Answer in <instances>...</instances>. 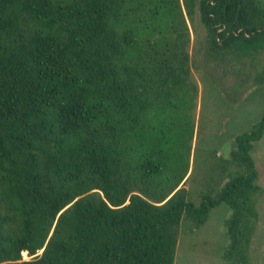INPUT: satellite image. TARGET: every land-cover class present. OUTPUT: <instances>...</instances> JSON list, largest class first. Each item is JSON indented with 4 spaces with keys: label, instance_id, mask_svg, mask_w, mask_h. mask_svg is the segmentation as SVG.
Segmentation results:
<instances>
[{
    "label": "trees",
    "instance_id": "trees-1",
    "mask_svg": "<svg viewBox=\"0 0 264 264\" xmlns=\"http://www.w3.org/2000/svg\"><path fill=\"white\" fill-rule=\"evenodd\" d=\"M183 11L215 56L264 49L257 0H0V264H173L182 216L199 226L220 203L221 258L248 263L264 115L234 136L216 194L187 200L190 134L176 129L179 155L165 145L194 87Z\"/></svg>",
    "mask_w": 264,
    "mask_h": 264
},
{
    "label": "rangeland",
    "instance_id": "rangeland-1",
    "mask_svg": "<svg viewBox=\"0 0 264 264\" xmlns=\"http://www.w3.org/2000/svg\"><path fill=\"white\" fill-rule=\"evenodd\" d=\"M257 2L264 4V0ZM183 14L189 36V80L194 87L171 107L165 145L171 154L176 150L179 155L183 148L176 144V129L190 134L185 146L186 174L177 188L183 187L186 199L196 205L202 193L215 195L234 171L227 162L234 136L247 132L264 115V49L239 58L228 53L215 56L208 50L198 12L193 13L192 25ZM249 154L262 192L255 202L257 220L247 264H264V134L252 143ZM229 213L220 203L199 226L183 215L176 229L173 264H228L221 253L226 245L223 221ZM20 255L22 260L30 258Z\"/></svg>",
    "mask_w": 264,
    "mask_h": 264
},
{
    "label": "water",
    "instance_id": "water-1",
    "mask_svg": "<svg viewBox=\"0 0 264 264\" xmlns=\"http://www.w3.org/2000/svg\"><path fill=\"white\" fill-rule=\"evenodd\" d=\"M40 253V252H39Z\"/></svg>",
    "mask_w": 264,
    "mask_h": 264
}]
</instances>
